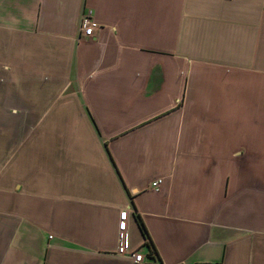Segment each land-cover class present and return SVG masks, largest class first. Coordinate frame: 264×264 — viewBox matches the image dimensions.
Instances as JSON below:
<instances>
[{"label":"crops","instance_id":"1","mask_svg":"<svg viewBox=\"0 0 264 264\" xmlns=\"http://www.w3.org/2000/svg\"><path fill=\"white\" fill-rule=\"evenodd\" d=\"M200 263L264 264V0H0V264Z\"/></svg>","mask_w":264,"mask_h":264},{"label":"built area","instance_id":"2","mask_svg":"<svg viewBox=\"0 0 264 264\" xmlns=\"http://www.w3.org/2000/svg\"><path fill=\"white\" fill-rule=\"evenodd\" d=\"M100 24L92 18L91 11L85 12L81 19L80 29L81 34L85 36H94ZM162 177L155 179L152 182L153 188L158 189L162 183ZM129 209L124 208L120 214L119 221V243L117 247V252L122 255L131 257L134 262H142L145 254L139 249L131 248L130 243V231H129ZM207 264V263H200Z\"/></svg>","mask_w":264,"mask_h":264},{"label":"trees","instance_id":"3","mask_svg":"<svg viewBox=\"0 0 264 264\" xmlns=\"http://www.w3.org/2000/svg\"><path fill=\"white\" fill-rule=\"evenodd\" d=\"M141 225H142V227H143V231L145 232V237H146V239H145V244H148L149 246H151V252H152V243H151V239H150V237H149V233H148V231H147V229H146V227H145V225H144V223L143 222H141ZM154 248V247H153Z\"/></svg>","mask_w":264,"mask_h":264}]
</instances>
